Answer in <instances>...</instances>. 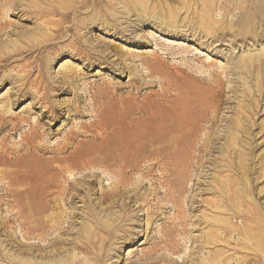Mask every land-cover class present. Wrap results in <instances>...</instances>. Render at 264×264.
Here are the masks:
<instances>
[{
  "label": "bare ground",
  "instance_id": "obj_1",
  "mask_svg": "<svg viewBox=\"0 0 264 264\" xmlns=\"http://www.w3.org/2000/svg\"><path fill=\"white\" fill-rule=\"evenodd\" d=\"M40 1L41 3L45 2L43 8L40 7L41 4L35 7L23 5V7L20 3L21 0H0V10L4 11L5 14H9L8 12L11 10L24 17L38 16L40 18L39 20L43 19V25H38L36 33L42 30L49 33L51 32L50 35L45 38L51 43L48 44L49 48H52V46L58 43H64L67 39L74 41L75 44L71 40L68 41L70 51L62 53V55L69 53L70 55L79 57L86 62L85 66L87 67L103 65L105 67L109 66L114 68V66L118 67L122 65V70L127 69L130 71L128 77L132 79L133 84L136 85L138 80L140 84H142L141 86L144 85L146 89H149L151 87L149 85H152L155 82L154 80H156L158 89L155 92L148 90V96L144 94L147 96L144 99L145 101L140 105H135L134 101L132 103V100L130 101L128 98L133 94L125 93L124 95V93H118L117 91H120V89L112 91V87L109 89V84L106 83L109 80L103 81L101 84H91L88 86V91H85L87 89L84 88L85 90L82 95L78 93L75 94L73 99L74 102L70 104L69 107L71 108V112H73V116L82 118L86 116L84 114L90 115L89 118L91 117L92 119L90 123L87 125L78 123L80 127L78 126L76 128H87L91 130L96 136L93 140H91V138L90 142L85 144L83 148L76 150L74 154L63 157H61L60 154L66 146L59 142L60 144H55L57 146L58 157L51 155L54 158L52 157L49 160L43 161L32 155H27L21 160L14 162L15 169L13 171H0V182L2 185L3 182L5 184L3 186L0 185V191L6 196L14 199V201L5 202L6 205L9 206V209H7L10 210L7 213L9 214L11 212L12 214L7 215L6 213L7 216H5L4 213L5 218L0 217V222L15 221L20 224V227L21 223H24L26 227L24 229L25 232L23 230V233L20 229V231L18 230L20 234L23 237L28 236L26 240L37 242V244L34 243L28 246L29 248L26 252L30 258L35 257V255L40 259L58 258L51 263H41L38 259L34 261L33 264H100L99 258H95L93 255L90 256L93 254L94 245L91 239L94 235V230L101 229L97 221L98 219L96 220V218H98L96 217L98 210L96 211V209L91 207L93 203L91 204V202L88 201L89 199H87L86 196L87 191L84 192L85 189L83 188V190L80 186L87 185V190L92 189H89L91 187L90 183H85L83 181L87 175L93 177L96 173L100 172L101 175L114 176L113 178H115V181H112L114 182L113 185H109L110 189L108 191H100L101 188H99L101 192L99 195L101 203L105 204L109 202V206H113L117 204L118 201L120 202L123 194H128L127 189L129 188L127 187L130 186L128 183L129 177L132 179L134 176L131 175L135 171L137 173V170H141L139 169L141 166H139V164L144 160H146L144 162L149 163L153 161L152 163L156 167L155 171H157V175H159L156 177L158 178L156 181L159 183V189L160 186L163 188V191L165 189L164 192L161 190L163 197L167 199L172 208L175 209L173 232L176 234L175 236L178 237L181 235L183 239L185 230L181 232L182 230L180 231L178 228L180 227L179 221L182 222L181 218L183 213L181 214V211L179 212L177 208L183 202L181 197L189 180L188 170L193 167L194 160L201 161L202 154L205 152V146L211 144V130L213 124L217 122V117L222 105L233 99L230 96H226L225 82L222 76L228 78L233 74L236 76L238 75V78L243 80L242 78L248 79L252 77L254 70L256 71L254 79L257 81L254 82L253 85H247L245 82L239 83V87H241L242 90L239 91L240 99L238 107L233 113V117L228 119L224 126V132L226 134L225 143L223 145L225 152L224 159L226 161L227 171L232 174L228 178L232 179L228 182L225 180L218 183V194L221 200L219 201V205H215V209L223 207L228 214H225L224 218H220L221 220H217L216 230H209L207 234H204L203 240L201 241L202 244H200L207 246H218L220 243L229 244L230 241L233 240L231 232L237 231V228L230 220L241 218L243 220V222H241L243 229L242 231L239 230V236L236 238L238 242H236V240L234 242H236V244H243L245 250L251 247L254 253L253 261L257 264H264V215L260 211V207L264 205V201L260 205H257L252 198L255 184L258 182L261 175H264V155L261 157L260 161L262 168L258 172L256 164L254 163L255 155H253V140H256L258 134L254 133L253 128L259 127V124L253 122V116L258 113V101L256 99H250L253 92L262 91V86L260 87V84H264V59H261V56L264 55L251 51H247V53L244 54L243 51L238 60L229 59L230 65L227 69L218 66L215 67L216 69L214 70H212V68L215 64L209 63L210 65H205L197 60L200 64L199 68L204 67L207 68L206 70L210 69V71L206 73L205 71L196 70V68L192 71V66L189 67L190 65L188 66L187 63H183L179 66L165 65L164 68L166 69L162 71L161 62H165L162 59L161 61L157 55L158 53L156 54L153 51L154 53L148 54L142 59L140 62L141 64L138 63V65H140V69L138 70V66L134 64L136 59L134 60L129 57L128 53L122 51L119 53L115 52L116 54L114 55H116L120 62H112L109 61L107 54H105L103 50L95 51L94 47L86 44L87 41H82L80 30L85 25L83 16L89 17L87 21L90 26L102 22L106 32H109L108 29L112 30V36L114 38L124 39L126 42L136 41V45H146L150 43V40L156 42L155 38L157 37L155 33L158 32L150 31L146 33L145 29L153 30V28H155L162 34L168 33L171 35H176L179 32L183 33L181 36H187L184 33L188 34L190 28L185 24L182 25L184 20H181L180 17L181 10L183 9L180 7H187L182 0H177V2L182 5L180 7L170 6L168 4L170 2H167V0H63L64 4L60 6H55L51 2H47V4L46 1L48 0ZM113 1L115 3H113ZM21 7L23 8L20 9ZM114 7H117V10H114ZM57 16L59 19L55 20L54 17ZM197 16L198 24L194 26L199 28L201 33L207 34L208 31H217L215 26H218L220 21L212 18L211 10L205 6V4L201 6ZM194 26L191 28L192 31ZM88 30H90L89 27ZM168 50L169 49L164 52H159H162L164 55H170V57L180 54L173 53L175 51L172 49L171 51L173 52L167 54ZM260 51H263V49ZM185 53H190V55H192L191 51H185ZM129 58H131L129 63L131 66L126 65V61L129 60ZM11 59V57H7L0 60V62L7 63ZM162 66H164V64ZM140 70L145 75L139 74ZM200 70H202V68ZM75 71V68H72L71 71L65 72V77L63 76V78L66 79H63L64 82L61 83L62 86H56L55 89L61 93H67L69 84L76 81L74 80V75L77 78L79 77L77 71ZM156 75L158 77H156ZM154 76L156 79H154ZM27 79V76L21 77L20 85H29L25 81ZM145 79H148V81ZM40 81L50 85V79L46 77H43ZM3 82L4 81H1L0 83ZM231 82L229 78L228 84ZM28 83L30 82L28 81ZM130 85H132V82ZM136 88L139 90L140 87ZM46 91V88H43L36 93L35 98L37 102H40L43 108L41 118L37 119V121L31 122L29 121L30 119L21 117L17 118V122H15L11 116L10 119L0 117V149L3 154L7 152L3 151L6 148L4 144L7 138L6 135L8 132H15L18 124L29 125L27 132H24V134L20 136V142H18L20 146L25 147L27 150L33 148L32 150H35V152L42 150L41 144L43 142L40 143V141L43 140V135L40 130L46 124L43 122V119L47 118L50 121H55L56 115L61 112V109L48 103L47 100L50 96ZM148 97H153V100L149 102L147 99ZM83 100L86 101V103L88 102L84 105V108L80 105ZM10 101L11 100H8V103H10ZM11 102L13 105H17L16 101ZM8 126L11 127L9 131L7 130ZM262 127L264 130V125ZM75 131H77V129ZM77 133L79 132L72 133L70 130L66 134L64 140L66 142L70 141L73 135H78ZM18 143L15 145L18 146ZM255 146H257V144ZM8 149L10 148L8 147ZM17 152L18 151H16V153ZM193 153H198V155H193ZM232 153L234 162L230 161V159H232L230 157ZM150 156L151 158L148 159ZM7 163H10V161L0 160V164ZM29 164H33V166L25 171H20L21 168ZM146 171L145 173H147ZM78 175L80 179L75 178V176L78 177ZM135 175L137 176L138 173ZM255 175H257V177H255ZM140 176L139 179H141ZM136 180L134 179L135 182ZM23 182H29V187L23 190H20L21 188L10 189L16 186V183L19 184ZM137 183L141 185L140 181H137L136 184ZM229 192H231V194H229ZM118 197L120 199L115 200V198ZM75 200L81 202L86 208V210H82V212L86 215L85 219L89 224L83 223L77 230V234L81 236L85 242L75 241L74 239L68 241L67 239L63 240L61 238L66 229H64L65 226H63L65 223L63 219L65 217L73 219L76 216V213H74L76 208H72V213H69L70 211L67 212L68 208L62 209L61 207H66V205L73 206ZM1 202H3V200ZM88 202L89 207H86ZM124 203L125 202L122 200V204ZM5 211L7 210L5 209ZM107 216H109L110 219L113 217V214L108 213L105 217ZM217 229L223 231L221 233L223 234V236H221L223 238L218 237ZM65 231L67 232V230ZM182 233H184L183 237ZM65 242H67V244ZM66 245H72L75 250L84 251L87 256L78 258L76 255H70L67 256L64 261H61V256L66 252L64 249ZM222 254L220 250H215L196 264H225L230 262L227 258L223 259Z\"/></svg>",
  "mask_w": 264,
  "mask_h": 264
},
{
  "label": "rangeland",
  "instance_id": "obj_2",
  "mask_svg": "<svg viewBox=\"0 0 264 264\" xmlns=\"http://www.w3.org/2000/svg\"><path fill=\"white\" fill-rule=\"evenodd\" d=\"M182 1L185 3V5H187V7L180 5L177 0H167V2H172L171 4L168 3L170 6H182L180 7L183 8L180 13L181 20H184L182 25L185 24L188 28H190L188 34L184 33L187 36L183 37L181 36L183 35V33L179 32L177 34L175 33L176 35H171L168 33L162 34L155 28H153V30L145 29L146 33L150 31L158 32L155 33L157 37L155 38L156 42H152L150 40V43L146 45H136V41L126 42V40L124 39L114 38L112 36V30L108 29L109 32H106L104 24L102 22L90 26L89 22L87 21V19L89 18L88 16H83L85 25L80 30V36L82 38V41H87L86 44L94 47L95 51L103 50L104 53L107 54L109 61L119 63V59L114 54H116L117 52L119 53L120 51L128 53L129 57L134 60L136 59L134 64L138 66V70L140 69V65H138V63L141 64L140 62L143 58H145L148 54L154 52L156 54L158 53L157 55L159 56L160 60L162 59L165 62H161L162 71L166 69L164 68L165 65L179 66L183 63H187L188 66L190 65L189 67L192 66V71L196 68V70L198 69L199 71H205L206 73L209 72L210 69L206 70L207 68L201 67L202 70H200L201 68H199L200 64L198 62H201L205 65H208L209 63L215 64L212 70L216 69L215 67L218 66L227 69L230 65L229 59L238 60L243 51L244 54H246L247 51H251L257 52V54L261 53L264 55V0ZM47 2H51L55 6L64 4L63 0H48L46 1V3ZM20 3L22 4L21 6L28 5L31 7H35L39 6L40 4V7L42 8L45 6V2L41 3L40 0H21ZM113 3L115 2L113 1ZM203 4H205V6H207L211 10L212 18L220 21L219 25L215 26V28H217V31H208L209 33L207 32V34H204L201 33V30L199 28L195 27L198 24L197 13H199ZM23 7H21L20 9H22ZM113 9L117 10V7H114ZM8 13L9 14H5L4 11L0 10V60L7 57L12 58L7 63L0 62V82L4 81L3 83H0V117L10 119L11 116V118H13V121L15 122H17V118L21 117L30 119L29 121L31 122L37 121V119L41 118L43 108L40 102H37L35 97L37 91H40L43 88H46V92L50 96L47 100L48 103L53 104L61 109V112L56 115L55 121H50L47 118L43 119V122H45L46 124L40 130L41 134L43 135V140L40 141V143L43 142L41 144V151L39 150L35 152V150H32L33 148H30L31 150H27L25 147H21L18 143L20 142V136L24 134V132H27V130L29 129L28 124H18L15 132H8L6 135L7 138L5 139L4 143L6 148L3 150L7 152L4 153V155L2 150L0 149V160H9L10 163L0 164V171H13L15 169L14 162L21 160L27 155H32L36 158H40V160L43 161L49 160L53 156L58 157L56 145H58L59 142L66 146V148L60 154V156L63 157L74 154L76 150H78L79 148H83L85 144L93 140L96 136L91 132V130L87 128H76L78 126L80 127V124L82 123L85 125L90 123V121L92 120L91 117L89 118L90 115L88 116V114H84L86 116L82 118L73 116V112H71V108L69 107V105L74 102L73 99L75 94L78 93L79 95H82L85 90L84 88L87 89L85 91H88V86H90L91 84H101L103 81L109 80L106 83L109 84V89H111L112 87V91H117L120 89V91H117L118 93H124V95L125 93H130L131 95L133 94L134 96L132 95L128 98L130 101L132 100V103L134 101L135 105H140L145 101V97L148 96V90H150L151 92H155L158 89L156 80H154L155 82L152 85H149L151 86L149 89H146L144 85L141 86L142 84H140L138 80L136 85L133 84L132 79L128 77L130 71H128L127 69L122 70V65H119L118 67L114 66L115 69L109 66L105 67L103 65H93L92 67H87L85 66L86 62H84L79 57L70 55L69 53L62 55V53L70 51L68 41H70L71 39H67L64 43H58L55 46H52V48H49L48 44L51 43H49V41H47V39L45 38L50 35L51 32L49 33L45 30H42L41 32L36 33V28L38 27V25H43V19L39 20L40 18L38 16H25L27 17L25 18L24 16L16 14L17 12L11 10ZM54 19L58 20L59 17H54ZM87 26L90 28V30H88ZM193 26L194 29L192 31L191 28ZM238 31L240 34L238 33ZM127 38L129 39L128 36ZM72 42L74 43V41ZM109 49L114 51L112 52ZM167 49L170 50L167 51V54H169V52L172 53L173 51H175L173 53L180 54H176L170 57V55H164L162 52H159H164ZM171 49L173 51H171ZM262 49L263 51H260ZM185 51H191L192 55H190V53H185ZM231 51L233 54L231 53ZM135 55L137 56V58ZM131 58L126 61V65L131 66V64H129ZM261 59H264V56H261ZM197 60L199 61L197 62ZM163 64L164 66H162ZM72 68H75L79 77L77 78L74 75V80L76 81H73L74 83L69 84L68 88L66 86V88L68 89L67 93H61L57 91L55 87L62 86L61 83L64 82L63 79H66L63 78V76L65 77L64 73L71 71ZM255 72L256 71L254 70L253 76L249 77L248 79L242 78L244 81L239 79L238 75L236 76L232 74L228 78L222 76L225 82L226 96H230L233 99L222 105L217 117V122L213 124L211 130V144L205 146V152L202 154L203 156L201 158V161L194 160L193 167L191 166L192 168H189L188 170L189 180L181 197L184 203L182 202L181 205L177 208L179 212L181 211V214L183 213L182 218L184 217L183 220L181 218L182 222L179 221L180 227H178L180 231L182 230L181 232H184L185 230V234L182 233V237L184 234V238L182 239L181 235L178 237L175 236L176 234L173 232L175 209H173L168 200L163 197V188L160 186L159 189V183H157L158 181H156L158 180V178L156 177H158L159 175H157L158 172L155 171L156 167L155 165H153V161H150L149 163L144 162L146 161L144 160L139 164V166H142L143 164L144 165L142 167H139V169L141 170H137L138 175H135L137 174L135 171V174L133 173L131 175L135 178L132 177L131 179V177H129L128 183L131 188L130 186L127 187L129 188L127 189L128 194H123L121 199L119 197L115 198V200L120 199V202L118 201V203L114 204L113 206H109V202H106L105 204L101 203L99 195L101 193L100 191H108L110 189L109 185H113L114 182L112 181H115V178H113L114 176L111 177L110 175L105 174L101 175L100 172H98L93 177L87 175L84 178L85 180L83 181L85 183H90L91 187L89 189H92L87 190V185L82 184V186L80 187H82V189H85H83L84 192L87 191V199H89L88 201L91 202V204L93 203L91 207L96 209V211L98 210L96 215V217L98 218H96V220L98 219V224L101 226V229L99 228L94 230V235L91 239V242L94 245H92L93 254H91L90 256L93 255V257L95 258H99L101 262L100 264H196L197 262H200L201 260L206 258L207 255L211 254L213 251L220 250L223 253L222 255L224 256H222V258H227L230 260V262L225 264L255 263V261H253L254 253L252 251V248L250 247V249L245 250L243 244H236V242H238L236 238L240 233L239 230L242 231L243 229V226L241 225V222H243V220L241 218L230 220L233 222L238 232H231L233 240H231L229 244L220 243L218 244V246L201 245L204 234H207L209 230H216V225L218 223L217 220H219L220 218H224L225 214H228L223 207L215 209V205H219V201L221 200V197L218 194V183H221L225 180L228 182L232 179L228 178L232 174L227 171L226 161L224 159L225 152L223 145L226 139L224 126L225 122L233 117V113L238 107L240 99L239 91L242 90V88L239 87V83L245 82L247 85H253L254 82L257 81L256 79H254V76L256 74ZM139 74L142 75L143 72L140 70ZM24 76L28 77V79L25 81L29 85H20V79ZM43 77L50 79V85H47L46 83L40 81ZM156 77L158 76L156 75ZM156 77L154 79H156ZM229 78L232 81L230 84H228ZM28 81L30 83H28ZM146 81H148V79ZM131 82L132 85H130ZM136 87H140L139 90H137ZM260 87L262 91L253 92L250 97V99H256L258 101V113L257 115L253 116V122H255V124H259V127L253 128L254 133H258L256 140H253V155H255L254 163L256 164L258 172L262 168L260 161L261 157L264 155V130L262 127L264 125V84L261 83ZM144 94H146L147 96ZM147 99L149 102H151V100H153V97H148ZM8 100L16 101L18 106L13 105L11 101L10 103H8ZM81 103L80 105L84 108V105H86L88 102L86 103V101L83 100L81 101ZM10 128L11 127L8 126L7 130L9 131ZM76 129L77 131H75ZM70 130L72 133L79 132L80 134L77 133L78 135H73L70 141L66 142L64 139L66 134ZM17 143L18 146L15 145ZM256 144L257 146H255ZM8 147L12 150L8 149ZM16 151L18 152L16 153ZM193 155H198V153H193ZM230 157L232 158L230 159V161L234 162L233 153ZM150 158L151 156L148 157V159ZM151 163L154 169L151 166ZM32 166L33 164L25 165L24 168L20 169V171H25ZM145 171L147 173H145ZM257 175H255V177H257ZM139 176L141 179H139ZM79 177V175L78 177L75 176V178L77 179H80ZM133 178L135 180L138 179L136 180V182L140 181L141 185L138 183L136 184ZM16 184V186L11 187L10 189L21 188L20 190H23L29 187V182ZM0 185L3 186L5 184L3 182V185L2 183ZM99 188H101V190ZM136 193H138L139 195ZM253 193L254 194L252 195V198L254 202L257 205H260L264 201V175H261L258 182L255 184ZM256 193H258L259 195ZM3 194L4 193L0 191V196L2 195L0 197V200H3V202L0 201V217L5 218V216L12 214L11 212L9 214L7 213L10 210H8L9 206L6 205V203L9 201H14V199ZM229 194H231V192H229ZM122 200L125 202L124 204H122ZM89 202L86 204V207H89ZM61 208H68L67 212L70 211L69 213H72V208H76L74 210L76 216L73 219L69 217H65L63 219V221H65L63 226H65L64 229L66 228L65 230H67V232L64 230L61 238L63 240L67 239L68 241L74 239L75 241L85 242L83 238L77 234V230L80 228V226L83 223H88L85 219L86 215L82 212V210H86L84 205L78 200H75L73 206L66 205V207ZM5 209L7 211H5ZM107 211L108 213L113 214L112 218L109 219V216L105 217L106 215H108ZM260 211L264 215V205H261ZM0 226V264H33V262L37 261L38 259V261H40L41 263H51L52 261L58 259H40L39 257L37 258L36 255L35 257L30 258L27 255L26 251L29 248L28 246L34 243L37 244V242L26 240L28 239V236L23 237L20 234V229L23 232V230L26 228L24 226V223H21L22 228L20 227V224L15 221H7L4 223L0 222ZM222 232V230L217 229V235L219 238H223L221 237L223 236V234H221ZM21 236L23 239L21 238ZM235 240L236 242H234ZM65 243L67 244V242ZM175 246L178 248H176ZM64 249L66 250V252L61 256V261H64V259L70 255H76L78 258L87 256L84 251L78 249L75 250L72 245H66Z\"/></svg>",
  "mask_w": 264,
  "mask_h": 264
}]
</instances>
